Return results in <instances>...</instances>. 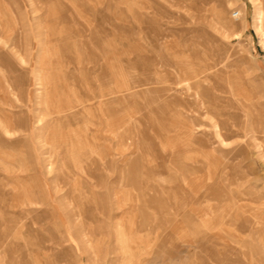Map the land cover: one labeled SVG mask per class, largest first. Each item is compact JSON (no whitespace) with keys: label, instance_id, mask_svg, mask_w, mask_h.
Listing matches in <instances>:
<instances>
[{"label":"rangeland","instance_id":"rangeland-1","mask_svg":"<svg viewBox=\"0 0 264 264\" xmlns=\"http://www.w3.org/2000/svg\"><path fill=\"white\" fill-rule=\"evenodd\" d=\"M0 264H264V0H0Z\"/></svg>","mask_w":264,"mask_h":264}]
</instances>
